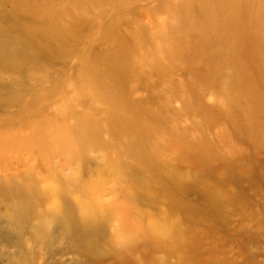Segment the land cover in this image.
<instances>
[{"label": "rangeland", "instance_id": "1", "mask_svg": "<svg viewBox=\"0 0 264 264\" xmlns=\"http://www.w3.org/2000/svg\"><path fill=\"white\" fill-rule=\"evenodd\" d=\"M224 1L0 0V264H264V0Z\"/></svg>", "mask_w": 264, "mask_h": 264}, {"label": "bare ground", "instance_id": "2", "mask_svg": "<svg viewBox=\"0 0 264 264\" xmlns=\"http://www.w3.org/2000/svg\"><path fill=\"white\" fill-rule=\"evenodd\" d=\"M222 6L227 8L228 16H229L228 20H227V24L231 25V26H229V30H233V28H235L237 26V24L240 23V21H241L240 17L244 14L246 16V13H248L250 11V8H253L254 5H253V2H250V0H240V1L239 0L238 1H236V0L226 1L225 0L223 2ZM204 12L205 11L203 10V13ZM215 12L217 13V12H219V10L215 8ZM213 13H214V11H213ZM205 15H206V12H205ZM205 20H207V19H205ZM59 35H60V33L56 32V31H55V33H52V34H51V32L49 33L47 31H45L42 34V37H46L47 40H51L52 38H55L58 41H60ZM39 37H40V35H39ZM256 71L259 73V70H256ZM8 146L9 145H6V147H8ZM179 239H180L179 237H176V238H173L172 241L174 240L173 243H175V244L183 245V243H182L183 241L180 242Z\"/></svg>", "mask_w": 264, "mask_h": 264}]
</instances>
